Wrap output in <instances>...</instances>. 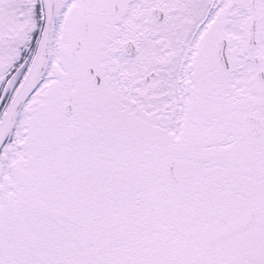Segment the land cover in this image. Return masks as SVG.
I'll return each instance as SVG.
<instances>
[{
    "label": "snow or ice",
    "instance_id": "obj_1",
    "mask_svg": "<svg viewBox=\"0 0 264 264\" xmlns=\"http://www.w3.org/2000/svg\"><path fill=\"white\" fill-rule=\"evenodd\" d=\"M0 264H264V0H0Z\"/></svg>",
    "mask_w": 264,
    "mask_h": 264
}]
</instances>
